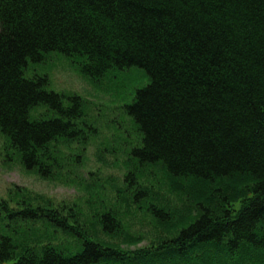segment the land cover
<instances>
[{
  "label": "trees",
  "instance_id": "1",
  "mask_svg": "<svg viewBox=\"0 0 264 264\" xmlns=\"http://www.w3.org/2000/svg\"><path fill=\"white\" fill-rule=\"evenodd\" d=\"M50 52L78 57L79 72L94 81L130 67L148 75L126 106L141 133L131 156L139 166L160 163L186 189L200 187L189 193L197 214L180 230L167 227L177 236L157 254L203 242L226 261L248 251L264 264V0H0V140L44 179L58 164L50 149L55 142L87 138L77 122L84 116L79 97L46 90L44 77H24L29 61ZM38 105L55 116L30 119ZM134 176L129 172L124 182L137 193ZM32 199L19 194L16 211L11 200H0V264L128 257L119 246L83 236L82 250L72 256L40 241L18 243L19 225L27 224L21 232L28 239L38 220L78 233L49 204L33 206ZM242 200L239 212L214 218V210ZM155 214L159 225L169 224L166 211ZM99 223L108 234L121 229L110 213Z\"/></svg>",
  "mask_w": 264,
  "mask_h": 264
},
{
  "label": "rangeland",
  "instance_id": "2",
  "mask_svg": "<svg viewBox=\"0 0 264 264\" xmlns=\"http://www.w3.org/2000/svg\"><path fill=\"white\" fill-rule=\"evenodd\" d=\"M81 62L78 57L50 52L39 62L29 61L24 71L25 78L44 77L46 90L65 98L77 96L83 105L84 116L77 122L87 138L85 135L68 143L55 142L50 147L58 157L51 178L44 179L35 171L25 169L14 149L0 140V200H11L9 209L16 211L19 194L31 196L33 206L37 201L49 204L59 218L76 226L79 234L38 220L31 229L35 236L28 239L21 232L27 224L13 223L20 228L14 239L22 245L47 243L72 256L82 250L80 237L83 236L119 246L124 255H128L102 259L98 264H256L254 259L248 258V251H244V257L237 258L238 261L236 258L226 261L213 252L210 244L203 242L156 253L155 249L159 250L163 243L177 236L176 230L170 232L168 228L175 229L177 225L180 230L197 214L189 193L192 188L198 191L200 187L194 183L195 186L186 189L180 184L184 182L167 178L160 163L139 166L131 156V151L141 145V133L126 114V106L133 101L135 91L149 83L146 72L138 67L112 70L94 81L79 72ZM53 116L45 105L35 106L30 111V119ZM88 129L97 132L90 134ZM132 171L135 173L133 182L140 188L137 193L145 194L136 195L124 182V177ZM251 198L248 194L244 200ZM244 200L214 210V218L223 220V213L228 210L239 212L240 206L246 204ZM161 209L170 215L165 220L169 224L163 227L155 214ZM105 213L115 217L120 230L111 234L104 232L99 218ZM2 224L0 221V227ZM257 262L259 264V259Z\"/></svg>",
  "mask_w": 264,
  "mask_h": 264
},
{
  "label": "bare ground",
  "instance_id": "3",
  "mask_svg": "<svg viewBox=\"0 0 264 264\" xmlns=\"http://www.w3.org/2000/svg\"><path fill=\"white\" fill-rule=\"evenodd\" d=\"M124 69H128V68H123V69H113V70H124ZM112 71V70H111ZM110 72V71H109ZM109 72H107V73H109ZM106 73V74H107ZM105 75V74H104ZM59 94V93H58ZM88 132L90 133V134H94V133H96L97 132V130H96V132H91V130L90 129H88ZM95 135V134H94ZM48 164V162L45 164V165H47ZM123 246V245H122ZM65 255V254H64ZM67 256V255H66ZM100 261H102V260H99L96 264H98V263H100Z\"/></svg>",
  "mask_w": 264,
  "mask_h": 264
}]
</instances>
